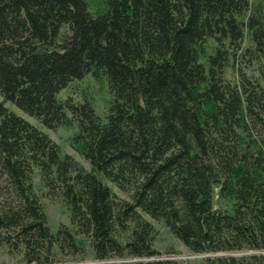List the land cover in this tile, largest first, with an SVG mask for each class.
Instances as JSON below:
<instances>
[{
    "label": "trees",
    "instance_id": "1",
    "mask_svg": "<svg viewBox=\"0 0 264 264\" xmlns=\"http://www.w3.org/2000/svg\"><path fill=\"white\" fill-rule=\"evenodd\" d=\"M0 95V247L22 264L181 263L149 219L208 264H264V0H0ZM5 101L74 123L88 167ZM36 172L73 228L48 226Z\"/></svg>",
    "mask_w": 264,
    "mask_h": 264
},
{
    "label": "rangeland",
    "instance_id": "2",
    "mask_svg": "<svg viewBox=\"0 0 264 264\" xmlns=\"http://www.w3.org/2000/svg\"><path fill=\"white\" fill-rule=\"evenodd\" d=\"M76 90L79 93L81 91V93H84L87 98H89L95 112L103 118L106 113L110 97L105 80L102 77H93L89 74L81 81L77 82ZM62 93H64V91ZM0 100H2L1 95ZM4 104L9 110L24 117L45 131L58 144L62 153L66 152L73 154L84 166L88 167L87 161L78 155L70 146V137L76 131L74 123L69 121L64 126H60L55 129H48L42 126L37 119L24 113L14 103L5 101ZM33 187L39 197V201L45 212L50 229L54 231L61 222L67 223V225L73 228V225L69 222L68 210L63 203L59 199L52 198L51 196L44 194L45 187L41 183L38 172H36L33 176ZM115 190L117 191L116 188ZM119 195L122 196V193L119 192ZM149 220L156 229L154 247L159 250V256L173 258L174 260L181 262L179 264H208L205 260L206 254L193 253L189 251L167 230L163 222L155 221L153 219ZM122 261H124L123 258L112 257L107 260H103L102 262H106V264H120ZM87 262H98V260L91 256V250L89 247H87L86 257L79 261V263L82 264ZM0 264H22V262L19 254L9 253L5 250V248L0 247Z\"/></svg>",
    "mask_w": 264,
    "mask_h": 264
}]
</instances>
